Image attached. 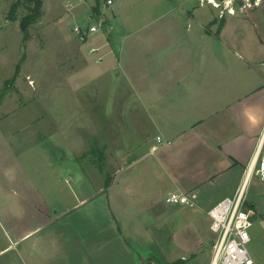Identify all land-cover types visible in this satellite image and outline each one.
I'll list each match as a JSON object with an SVG mask.
<instances>
[{"label":"rangeland","instance_id":"obj_1","mask_svg":"<svg viewBox=\"0 0 264 264\" xmlns=\"http://www.w3.org/2000/svg\"><path fill=\"white\" fill-rule=\"evenodd\" d=\"M18 1L0 0V264H31L33 252L44 264H113L127 260L114 245L121 241L135 242L160 264H171L174 255L187 258L179 264H195L193 258L204 264L212 232L200 205H186L159 222L147 220L143 235L131 233L128 219H120L124 240L112 238L116 225L106 183L128 156L120 160L110 143L114 130L125 131L127 113L118 110L127 107L113 100L121 90L117 75L110 82L96 69L115 59V41L169 35L179 40L169 45L193 51L197 65L214 67L221 78L224 69L243 61L240 53L264 52V0H217L219 7L201 0H114L108 6L101 0L112 48L101 62L89 48L104 33L81 42L73 31L97 0H85L73 12L65 0H43L37 19L26 17L24 4L13 7ZM24 19L29 22L22 29ZM235 35L245 39L244 46H237ZM91 243L99 250H89ZM248 246L256 256L255 242Z\"/></svg>","mask_w":264,"mask_h":264},{"label":"crops","instance_id":"obj_2","mask_svg":"<svg viewBox=\"0 0 264 264\" xmlns=\"http://www.w3.org/2000/svg\"><path fill=\"white\" fill-rule=\"evenodd\" d=\"M234 38H240L238 47L244 46L241 35ZM137 40L115 41L111 53L115 59L96 69L110 75V82L117 75L121 90L113 100L127 107L118 110V115L127 113L125 131L114 130L110 143L120 160L128 156L126 164L117 165L108 186L111 225H116L112 238L118 240L125 234L120 219H128L131 233L143 235L150 228L147 220L159 222L167 213L184 209L185 204L167 206L160 201V195L172 191L196 192L197 205L208 215L209 208L235 193L255 152L264 156V52L240 53L243 61L238 67L224 69L219 78L214 67L197 65L193 51L169 45L179 41L175 36ZM157 43L162 49L156 50ZM250 184L248 200L256 210L251 230L256 256L252 255L256 264H264V184L257 175ZM134 243L116 242L115 248L125 250L127 260L113 264H144L143 256L160 264ZM86 248L83 243L82 249ZM88 248L97 251L100 246L91 243ZM42 257L33 252L31 264H44ZM211 258L212 248L204 264H210ZM79 264L107 263L84 259Z\"/></svg>","mask_w":264,"mask_h":264},{"label":"built area","instance_id":"obj_3","mask_svg":"<svg viewBox=\"0 0 264 264\" xmlns=\"http://www.w3.org/2000/svg\"><path fill=\"white\" fill-rule=\"evenodd\" d=\"M85 0H65V6L71 12L80 7ZM207 1L219 7L217 0ZM251 4L250 0H245ZM114 0H105L106 5L113 4ZM258 4V1L255 0ZM233 9V8H232ZM231 8L229 9L232 12ZM112 27L109 26V30ZM76 37L81 42H87L99 32L104 37L96 41L89 48V53L96 62H101L112 51L110 41L105 36L107 31L104 12L91 10L85 22L76 21L73 26ZM109 49V50H108ZM161 140V137H158ZM170 142V141H169ZM253 175H257L264 184V156L257 150L247 165L244 179L235 193L226 196L208 209L210 229L213 232L212 258L210 264H256L249 249L251 241V227L256 218V210L248 200L249 185ZM196 192L184 193L179 191L169 192L165 200L169 204L197 205Z\"/></svg>","mask_w":264,"mask_h":264},{"label":"trees","instance_id":"obj_4","mask_svg":"<svg viewBox=\"0 0 264 264\" xmlns=\"http://www.w3.org/2000/svg\"><path fill=\"white\" fill-rule=\"evenodd\" d=\"M25 5L28 9V12L26 14L27 18L37 19L42 14V5L43 0H19L16 5L14 6H21ZM95 11L99 12L101 10V0H97V5L94 7ZM110 185V182L108 181L106 183V187Z\"/></svg>","mask_w":264,"mask_h":264},{"label":"water","instance_id":"obj_5","mask_svg":"<svg viewBox=\"0 0 264 264\" xmlns=\"http://www.w3.org/2000/svg\"><path fill=\"white\" fill-rule=\"evenodd\" d=\"M28 22H29V21H28L27 19H24V20L21 22V28H22V29H25V27H26V25H27ZM142 258H143V260H144V264H159L156 260H153V259H152V260H148V259H146L144 256H143ZM184 259H185V257H183V256L178 257L177 259L173 260V261L171 262V264H178V263L182 262Z\"/></svg>","mask_w":264,"mask_h":264}]
</instances>
